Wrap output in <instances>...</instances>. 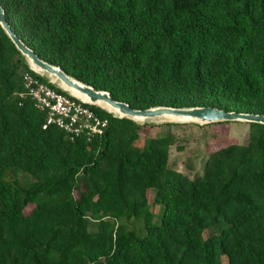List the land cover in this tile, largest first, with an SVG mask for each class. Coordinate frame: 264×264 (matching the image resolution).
<instances>
[{
    "label": "trees",
    "instance_id": "16d2710c",
    "mask_svg": "<svg viewBox=\"0 0 264 264\" xmlns=\"http://www.w3.org/2000/svg\"><path fill=\"white\" fill-rule=\"evenodd\" d=\"M0 5L40 59L132 108L264 115V0ZM25 71L60 91L0 27V264H264V124L205 149L189 176L168 166L176 123L137 124L87 105L107 119L90 141L42 128L44 113L20 96ZM149 203L161 207L157 220Z\"/></svg>",
    "mask_w": 264,
    "mask_h": 264
},
{
    "label": "water",
    "instance_id": "95a60500",
    "mask_svg": "<svg viewBox=\"0 0 264 264\" xmlns=\"http://www.w3.org/2000/svg\"><path fill=\"white\" fill-rule=\"evenodd\" d=\"M0 27L23 58L26 66L36 75L46 79L66 95L93 105L118 118H127L137 124L186 123L209 124L215 122L243 121L246 123L264 124V115L226 111L211 106L171 107L151 106L145 109L132 108L125 102L116 101L104 90H96L76 78L67 75L60 67L40 59L11 30L7 24L0 5ZM99 103L104 104L99 105ZM111 109V110H110Z\"/></svg>",
    "mask_w": 264,
    "mask_h": 264
},
{
    "label": "built area",
    "instance_id": "2783aa9c",
    "mask_svg": "<svg viewBox=\"0 0 264 264\" xmlns=\"http://www.w3.org/2000/svg\"><path fill=\"white\" fill-rule=\"evenodd\" d=\"M23 91L35 109L45 115L42 128L54 126L71 138L80 137L90 141L103 133L107 119L96 115L89 106L63 92L57 91L34 75L21 74Z\"/></svg>",
    "mask_w": 264,
    "mask_h": 264
},
{
    "label": "rangeland",
    "instance_id": "374dc122",
    "mask_svg": "<svg viewBox=\"0 0 264 264\" xmlns=\"http://www.w3.org/2000/svg\"><path fill=\"white\" fill-rule=\"evenodd\" d=\"M227 122L206 128H201L205 124L199 125L192 122L176 123L180 126L172 129L175 142L170 147L168 166L191 176L195 171L199 170L201 157L205 149H214L227 142H241L247 130L246 122ZM157 132H159V127L141 130L135 146L141 149L143 137L156 135ZM177 145H180L182 149L177 150L175 148ZM149 208L154 214L153 220H157L158 211L161 208L160 205L149 203ZM216 229L208 228L204 231V235L215 232Z\"/></svg>",
    "mask_w": 264,
    "mask_h": 264
},
{
    "label": "bare ground",
    "instance_id": "6f19581e",
    "mask_svg": "<svg viewBox=\"0 0 264 264\" xmlns=\"http://www.w3.org/2000/svg\"><path fill=\"white\" fill-rule=\"evenodd\" d=\"M99 105H103L104 107H106L104 104H101V103H99ZM111 110V109H110Z\"/></svg>",
    "mask_w": 264,
    "mask_h": 264
}]
</instances>
